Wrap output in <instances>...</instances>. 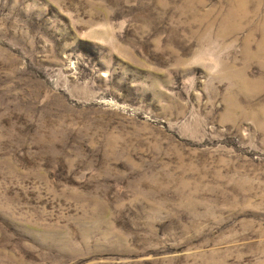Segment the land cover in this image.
Returning <instances> with one entry per match:
<instances>
[{"label": "rangeland", "instance_id": "1", "mask_svg": "<svg viewBox=\"0 0 264 264\" xmlns=\"http://www.w3.org/2000/svg\"><path fill=\"white\" fill-rule=\"evenodd\" d=\"M0 264H264V0H0Z\"/></svg>", "mask_w": 264, "mask_h": 264}, {"label": "clouds", "instance_id": "2", "mask_svg": "<svg viewBox=\"0 0 264 264\" xmlns=\"http://www.w3.org/2000/svg\"><path fill=\"white\" fill-rule=\"evenodd\" d=\"M234 47L235 41H221L211 32H206L187 58L188 67L199 68L210 78L217 77L223 72L225 57Z\"/></svg>", "mask_w": 264, "mask_h": 264}]
</instances>
